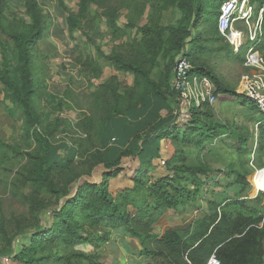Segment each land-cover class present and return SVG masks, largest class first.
I'll list each match as a JSON object with an SVG mask.
<instances>
[{"label": "trees", "instance_id": "1", "mask_svg": "<svg viewBox=\"0 0 264 264\" xmlns=\"http://www.w3.org/2000/svg\"><path fill=\"white\" fill-rule=\"evenodd\" d=\"M56 1L66 14L69 36L73 37L82 22L90 19L89 9L96 5L111 39L130 40L124 49L114 48L109 54L95 47L94 57H86L82 66L93 79H99L102 64H106L116 72L131 75L132 83L111 77L98 84L93 94L94 114L80 109L73 127L60 116L43 120L34 101L40 88L33 49L45 37L47 14L39 0H23L22 16L12 14L10 0H0V45H11L18 70V80H13L10 61L2 56L0 95L21 112L26 125L24 150L0 139V169L4 166L3 171L13 175L5 187L8 185L12 195L19 196L26 209L11 218L0 212V264H106L102 248L114 234L136 240L138 256L151 264H207L212 255L220 264H264V205L240 198L249 183L239 171L244 167L239 160L221 161L229 168L225 176H233L234 185L240 188L238 193L208 202L207 213L190 226L168 229L161 237L153 232V226L167 212L197 201L211 179L213 163L223 158L213 148L215 144L221 142V147L240 157L251 152L247 145L250 137L257 138V146L258 141L264 142V121L258 120L262 112L255 101L224 85L200 58L211 49L202 42L219 38L211 14L218 15L225 0H110L112 5L109 0H78L76 13L64 0ZM122 7L129 11L124 28L118 25ZM261 8V34L250 43L264 60V3ZM169 11L179 12L180 18L164 22ZM145 14L146 23L138 26ZM210 23L216 38H207L200 30L202 24ZM188 48V80L209 79L215 101L225 98L238 115L247 117L256 132L219 119L213 105L205 101L189 108L182 133L175 123L165 124L159 118L135 135L134 147L111 157L106 148L114 130L111 124L117 125L116 137L122 129L127 131L125 118H132L147 99L165 101L168 112L176 110L179 118L181 97L174 90V68ZM242 48L232 56L241 60ZM70 99L71 90L67 88L53 111L70 107ZM59 128L64 132L71 128L77 136L72 139L76 159L70 158L56 176L57 160H51L49 154L51 139ZM155 134L174 149L171 157L161 162L141 157V144ZM252 178L254 183L256 177L254 181ZM21 239L25 241L19 244ZM15 242L19 244L16 247ZM83 246L91 250L80 249Z\"/></svg>", "mask_w": 264, "mask_h": 264}, {"label": "rangeland", "instance_id": "2", "mask_svg": "<svg viewBox=\"0 0 264 264\" xmlns=\"http://www.w3.org/2000/svg\"><path fill=\"white\" fill-rule=\"evenodd\" d=\"M53 0H51L52 2ZM110 1V0H109ZM145 1V0H142ZM226 1V0H225ZM224 1V2H225ZM249 1L250 6L252 7V16L249 20V23L244 22L243 20H236L233 27L240 31L243 34L242 38V59L234 58L233 50L230 49L231 45L227 39L219 32V38L211 42H202V45L209 47L204 51L200 58L206 63L212 72H214L221 82L235 90L238 94H243L247 96L249 82H254L256 80L259 82V79L262 78L264 81V71L253 68L245 62L246 53L252 44L248 38L250 30L256 25L259 13L262 10V4L264 0H253ZM223 2V3H224ZM71 10L77 12V3L78 0H70ZM222 3V4H223ZM10 8L13 15L22 16L23 15V0H10ZM112 5V1H110ZM221 4V5H222ZM55 4L53 11L50 7H47L45 13L47 14V23L48 27L46 29V34L48 35L45 40L39 42L36 47H34V70L37 83L39 85V93L34 98L36 107L41 118H47L49 121H52L55 117L60 116L64 119L70 127H73L74 122L81 115L80 109L93 113V94L95 88L98 84L104 82L105 80L116 77L118 80L130 85L132 83V77L129 74H123L120 72L114 71L110 66L102 64V74L99 79H93L90 75L84 71L82 63L86 57H94L95 47H98L101 51L106 54H109L114 48H117L119 51L124 49L127 44H129V39L124 37L121 40H113L109 35L106 27L105 20L101 16V9L92 5L90 7V19L88 21L82 22V27L79 31L74 32L73 37L69 36L66 25V14L63 13L58 5ZM46 6V5H45ZM58 7V8H57ZM220 8L218 15L212 13V22L216 20V27L218 28V18L220 15ZM97 14V17L96 15ZM129 11L122 7L119 11L118 25L120 28H124L127 23ZM180 14L177 11L167 12L164 22H174L180 18ZM94 18V19H93ZM146 14L141 18L137 23L138 26H142L146 23ZM93 19V20H91ZM91 20V21H90ZM54 31V34L50 33V30ZM200 30L204 32L207 38H216L213 29V23L209 25L202 24ZM135 34V30L131 31V35ZM261 34V30H257V35ZM117 50V51H118ZM258 52V51H257ZM191 49L188 48L185 52V56L189 58ZM260 57L262 55L258 52ZM10 61V76L13 80H18V70L14 63V50L8 42H3L0 45V63L2 61V56ZM80 59V61H78ZM264 61V60H263ZM83 69V70H82ZM206 80V82L203 81ZM206 77L198 78L193 77L191 81L188 82L187 87V98L183 99L181 106V116L176 117V110L168 112V103L161 101L155 98L147 99L141 107L134 111L131 115L132 118H125L124 125L127 128V131H120L118 137L114 136L116 133L115 128L117 125L111 124L112 135H110L108 141L106 142V148L109 151L111 157H114L119 151L134 147L135 146V135L145 131L149 125L154 123L157 119L163 118L165 124L175 123L177 131L182 133L186 127L189 120L188 110L198 106V96L200 93L205 92L207 89L213 88L209 83ZM69 88L71 90V101L73 104L63 108L60 112L53 111V106L56 105L58 99L63 97L65 90ZM261 95H264V88L259 92ZM225 98L221 101H215L212 105L217 112L219 119L224 121L228 120L238 125V127L251 130V132H256V129L252 127V124L249 123L247 117L238 115V112L229 106V103L225 102ZM239 108V107H238ZM171 109V108H170ZM258 114V112H257ZM258 120L264 121V113H259ZM46 120V119H45ZM162 123V125H163ZM119 125V124H118ZM121 126V125H120ZM122 127V126H121ZM71 129V128H70ZM68 129L64 132L63 129L55 133L54 137L51 139L53 142L49 158L51 160L56 159L54 164H57V173L61 168H65L68 165L70 158L73 160L76 159V151H74L72 146V139L77 136L74 135L73 129ZM63 130V131H62ZM70 130V131H69ZM26 132V125L23 120L22 114L19 110L15 109L10 103L4 102L2 95H0V139L10 145H19L22 150H24V145L22 144V138ZM157 134L149 136L141 144L144 152L141 157L153 159L155 161L161 162L171 157L173 152V147L168 144L164 139H159ZM225 139V136L223 137ZM228 144L233 145V141L226 140ZM257 139L253 136L252 139L248 140V148L251 147L249 153H245L240 157L236 153H229L230 150L224 149L221 146H224L221 142L215 144L213 148L218 152L219 156L223 158H218L217 162L213 163V168L217 170V180L222 182V184H228V181L225 179V172L229 168L222 166L221 161H231L239 160L244 162L245 166L251 168V163H254V166L258 168V163L256 159L252 157L251 153L256 152ZM219 144V145H218ZM256 144V145H255ZM221 145V146H220ZM220 146V147H219ZM253 146V147H252ZM214 157V156H213ZM247 164V165H246ZM4 168V166H3ZM3 168L0 169V212L3 213L7 218L15 216L25 212V206L22 201H19L18 195H12V189L5 187L7 182H10L13 175L9 176V173L3 171ZM249 168V169H250ZM251 170V169H250ZM248 179H250L248 177ZM221 186L220 184H216ZM222 185V186H224ZM218 186L209 185L207 190L208 198L206 200H211L214 193H219L222 188ZM221 186V187H222ZM210 196V197H209ZM184 216H189L192 212V205L188 204ZM183 216V215H182ZM179 220L178 217L173 216L172 214H167L164 217L160 218L158 225L155 228V232L158 234L162 233L172 222L174 225V220ZM191 219V218H189ZM25 239H21V244ZM126 242H130L126 240ZM132 242V241H131ZM136 245V241H133ZM15 242V247L19 245ZM129 244V243H128ZM124 241H116L113 245H105L102 248L103 252V262L108 264L109 260H112V256H122V252L125 250L123 248ZM138 245H136L137 248ZM80 249L89 252L91 249L89 247L83 246ZM124 249V250H123ZM127 249V248H126ZM110 258V259H109ZM121 260V259H120ZM122 261V260H121Z\"/></svg>", "mask_w": 264, "mask_h": 264}, {"label": "built area", "instance_id": "3", "mask_svg": "<svg viewBox=\"0 0 264 264\" xmlns=\"http://www.w3.org/2000/svg\"><path fill=\"white\" fill-rule=\"evenodd\" d=\"M262 11L259 13V17L257 19L256 25L253 28L254 30H250L248 34V38L251 43H255L257 38L260 36L257 35V30H261V20H262ZM252 16V7L249 4L248 0H226L220 8V15L218 18V30L219 32L228 40L231 45V49L234 53H238L239 49L242 48V38L243 34L236 30L233 25L236 20H243L246 23H249V20ZM245 62L247 65L260 69L264 71V61L263 58L260 57L258 52L255 50V44L252 45V48L248 50L245 56ZM191 71V65L186 56H182L178 59L176 66L174 68L175 73V81H174V90L179 92L181 97V104L182 100L187 98L186 91L188 90V76ZM206 82L205 79H203ZM209 81V80H208ZM211 84V82L209 81ZM250 85L248 86L247 96L248 98L255 101L256 106L259 110L264 113V95H261L259 92L264 88V81L262 78L259 79V82L254 80V82H249ZM212 85V84H211ZM213 86V85H212ZM243 95V94H242ZM215 96L213 92V88L207 89L205 92L200 93L198 96V102H205L207 101L209 104H213L215 102ZM181 116V113L180 115ZM252 169V181H254V177L264 172V169L257 168L254 166V163H251ZM253 184V182H252ZM259 192H264V189L260 186L256 189ZM207 264H220L219 260L212 255Z\"/></svg>", "mask_w": 264, "mask_h": 264}, {"label": "crops", "instance_id": "4", "mask_svg": "<svg viewBox=\"0 0 264 264\" xmlns=\"http://www.w3.org/2000/svg\"><path fill=\"white\" fill-rule=\"evenodd\" d=\"M39 2H40L41 6H42V8L44 10H46L47 7H50V9L52 11L54 9H56L55 6H54L55 4H57V1L56 0H53L52 2H51V0H39ZM64 2L69 7H71L70 0H64ZM55 30H56V28L53 31L50 30V33L48 32V34L49 35L50 34L53 35ZM47 36L48 35L45 33V37H44L43 40H45ZM250 139H251V137H250ZM263 143L264 142H262V141H258V145H259L258 146V149L256 150V152H254V154L251 153L252 157H254V159H256V162L258 163V168H261V169H264V145H263ZM260 147H263V148L260 149ZM250 149H251V147H250ZM243 163L244 162H242V164ZM243 165H244V167L243 168H240L239 171H240L241 174H243L245 176L246 180L249 183V187L245 191V193L241 195L240 198L243 199V200H250V201H253V202L256 201L257 203L260 204V206H262V205H264V192H259L256 189L258 187H260V186L264 189V172L257 174L255 176L256 177V181L252 184V182H251L252 169L250 167L249 168L251 170L248 168L249 165L248 166H245V164H243ZM212 170H213V172H211L210 175H209L211 179L207 181L206 185L202 189V192H201L199 198L197 199L196 202L190 203V205H192V212L190 214V217L189 216H184V212L186 211L187 206H189V205H187L185 208L180 209L178 211H169V212H167L165 215L172 214L173 216L178 217L179 220H177V219L174 220V225H173V222H172L160 234H158L157 232H155V228L158 225V222H157L153 226V232L156 235H158L159 237H161L164 234V232L166 230H168V229L184 228V227H187V226L192 225V223H194L195 221H198V220L202 219L204 217V215L207 213V204H208V202L212 201L213 199L218 198V196L219 197L220 196L221 197H225V196L232 197L236 193L239 192L240 188L237 185H234V177L233 176H231V177H225L224 180L228 181V184L224 185V184H222V182L220 183L217 180L218 179L217 178V175L220 174V173H218L217 170H215L213 167H212ZM248 177L250 179H248ZM216 184H220L221 186L222 185H224V186L221 187V186H218ZM209 185L218 186V187L222 188L223 191L220 190L219 193H216V194L214 193L213 195L211 194V196H213L211 198V200H206V202L204 203L205 198H208L206 188H208ZM164 216H162V217H164ZM189 218H191V219H189ZM120 239H121V242L124 241L123 248L125 250L123 249L124 251L122 252V256L125 255L126 258L125 257H121V256H115V255H113L112 256V260L109 258L110 260H109L108 264H151L152 263L149 259H146L144 257H139L138 256L139 245H138V242L136 240H134V239H131V238H128L126 236L119 235V234H114L112 236V240L109 242V245L115 244V242L116 241H119ZM129 239H130V242H126V240L129 241ZM133 241H136V245H138L137 248H136V245L134 244ZM263 249H264V241H263Z\"/></svg>", "mask_w": 264, "mask_h": 264}]
</instances>
